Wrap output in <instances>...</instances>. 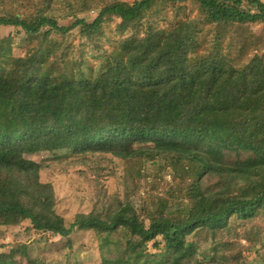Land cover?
Wrapping results in <instances>:
<instances>
[{
	"label": "trees",
	"instance_id": "obj_1",
	"mask_svg": "<svg viewBox=\"0 0 264 264\" xmlns=\"http://www.w3.org/2000/svg\"><path fill=\"white\" fill-rule=\"evenodd\" d=\"M54 1L19 0L20 9L0 11V27L13 28L0 38V227L29 220L70 249L78 231L94 230L102 264H247L219 242L233 216L264 213V44L250 28L264 22V0H77L66 24L46 13ZM191 4L216 30L204 54ZM167 8L176 21L162 27ZM73 32L81 39L77 57ZM227 33L239 42L235 52L234 41L220 50ZM108 43L97 74L85 47L101 52ZM251 54L241 68L233 64ZM133 140L150 145L127 152ZM57 146L73 158L112 154L173 172L180 181L169 195L178 202L158 199L146 209L147 226L132 199L116 197L104 212L78 213L67 225L43 165L26 157ZM218 172L233 179L231 189L214 187L209 177ZM211 232V247L194 238ZM19 256L29 257L26 243L1 251L0 264Z\"/></svg>",
	"mask_w": 264,
	"mask_h": 264
},
{
	"label": "rangeland",
	"instance_id": "obj_2",
	"mask_svg": "<svg viewBox=\"0 0 264 264\" xmlns=\"http://www.w3.org/2000/svg\"><path fill=\"white\" fill-rule=\"evenodd\" d=\"M18 1L0 0V11L20 9L17 6ZM76 1L55 0L46 13L59 18L61 24L69 23L70 19L67 17L78 7ZM20 2L23 6H31L30 0H20ZM186 10L188 15L198 19L196 20L198 29L195 30L194 35L196 39L200 40L201 53H207L216 42V30L207 20L199 18L197 9L193 4L187 6ZM164 14L166 16L159 21L162 27L170 26L176 21L175 13L171 8H167ZM87 17L90 18V15H87ZM250 28L259 36L263 34L261 44H264V22L255 23ZM12 33V27H0V38ZM73 33L68 42L74 47L72 50L74 52L73 56L77 57L79 56L81 39L76 32ZM231 34L222 35L223 38L219 41L221 51L225 50L230 41L235 42L232 45V49H235L233 51L237 50L239 42L236 43L235 37ZM111 49L112 46L109 43L101 52H96L91 46L85 47L84 53L88 62L93 64L95 73H101L104 66L107 65V58ZM13 53L22 55L23 50L15 47ZM252 56L253 54L248 55L244 61L237 60L233 64L239 69L241 68L240 65L247 63ZM149 145L139 140H133L128 143L126 150L130 152ZM68 150L69 147L67 146H57L54 151L35 152L26 155L27 158L43 165L42 178L44 181L53 184L57 196V210L64 216L67 225L73 221L78 213H88L94 208L104 212L111 202H115L116 197H120L123 201L132 199L142 217H145L147 226L150 221L146 215V209L151 211L156 209L158 199L166 200L170 204L178 202L169 195L171 187L176 186L180 181L179 177H175L173 172H165L150 162H140L138 164L135 162L134 164V160L124 159L112 154L100 156L88 153L82 157L73 158ZM133 164V182L130 184L131 193H128V199L126 193L128 188L125 183L126 169ZM217 174L215 177H209L210 180H213L214 187H223L224 190L231 189L233 179L226 177L224 173L218 172ZM257 177L261 178V175H257ZM28 227H30L29 220H25L14 227H0V252L9 251L15 245L22 243H26L29 248V257L19 256L13 258L8 261V264H30L31 261H40L44 264H102L100 251L103 241H101V235L96 231H78L72 237L73 247L70 249L66 238L53 237L48 232H38L31 227L28 230ZM263 228L264 213L247 220L233 216L229 220L228 227L222 231L219 248L220 250H227L224 254L228 256L230 253L236 256L244 255L247 264H258L264 255V234L257 232V230ZM212 233L199 234L194 238H201L204 247H211L215 245ZM148 248H150V252H155L151 248V243ZM219 261L221 263L213 262L210 264H229V260L219 258Z\"/></svg>",
	"mask_w": 264,
	"mask_h": 264
}]
</instances>
